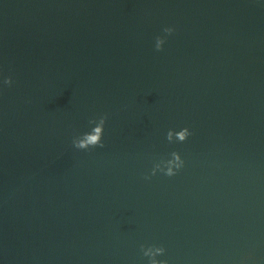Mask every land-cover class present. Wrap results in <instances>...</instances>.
<instances>
[{
    "label": "water",
    "instance_id": "obj_1",
    "mask_svg": "<svg viewBox=\"0 0 264 264\" xmlns=\"http://www.w3.org/2000/svg\"><path fill=\"white\" fill-rule=\"evenodd\" d=\"M150 260L264 264V0H0V264Z\"/></svg>",
    "mask_w": 264,
    "mask_h": 264
},
{
    "label": "clouds",
    "instance_id": "obj_2",
    "mask_svg": "<svg viewBox=\"0 0 264 264\" xmlns=\"http://www.w3.org/2000/svg\"><path fill=\"white\" fill-rule=\"evenodd\" d=\"M164 33L166 36H170L172 35L174 29L173 28H165ZM165 43V39L161 38V37H157L156 38V51H162L163 50V45ZM4 83L6 85H11L12 84V80L11 78H8L4 81ZM107 120V116H102L99 119V123L95 128H92L91 132L89 133H85L83 136H81L82 138H74L72 143H73V147H75L78 150H84L87 151L89 149L92 148H96V147H100L103 148L104 144L102 143V137H103V133H104V125L105 122ZM90 124H97V120H91L89 122ZM178 135V140L179 142L183 143L184 141L187 140V138L189 137V135H191V133L189 132V130L187 128L182 129L181 131H179L177 133ZM173 136V132L169 131L167 134V140L172 143L174 142L172 139ZM172 159L168 160L166 163L169 165V167H167L166 169L161 168V171L164 172L165 175L171 177L176 175V171H178L182 166H183V161L181 160V157L178 153L173 152L171 153ZM156 167H159V165H156L153 169L152 175L156 174ZM175 169V170H173ZM148 177H146L147 179ZM143 250V249H142ZM157 252L163 254L164 253V249L163 248H158ZM145 256H148L149 253L145 252L144 253ZM150 264H164V262L162 261H154V260H150Z\"/></svg>",
    "mask_w": 264,
    "mask_h": 264
}]
</instances>
